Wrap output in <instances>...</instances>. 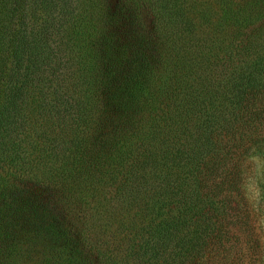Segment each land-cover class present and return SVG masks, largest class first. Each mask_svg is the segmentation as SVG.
<instances>
[{
    "label": "trees",
    "instance_id": "trees-1",
    "mask_svg": "<svg viewBox=\"0 0 264 264\" xmlns=\"http://www.w3.org/2000/svg\"><path fill=\"white\" fill-rule=\"evenodd\" d=\"M253 157L264 0H0V264H239Z\"/></svg>",
    "mask_w": 264,
    "mask_h": 264
},
{
    "label": "rangeland",
    "instance_id": "rangeland-1",
    "mask_svg": "<svg viewBox=\"0 0 264 264\" xmlns=\"http://www.w3.org/2000/svg\"><path fill=\"white\" fill-rule=\"evenodd\" d=\"M243 168L245 169L244 173V185L245 189L247 191V194L250 196L252 200H254L257 203H260V211L258 210L256 212V221L254 223L255 232L257 234V242L253 246L254 249L249 250L248 248L250 245H244L242 244L241 247L244 248V256L241 257L239 260V264H264V196L259 195L258 192L254 189V175L255 170H257L259 163H264V161L261 158L253 157L250 159H246L244 162ZM262 183L264 184V174L261 177ZM257 199V200H256ZM39 246L43 248L50 249V245L52 248H54L53 243L48 238H42L38 242ZM240 245V244H239ZM237 245L236 247H238ZM36 248V249H35ZM31 254H36L37 247L34 246ZM66 254L68 250H65V248H61ZM240 254V253H239ZM33 256V255H32Z\"/></svg>",
    "mask_w": 264,
    "mask_h": 264
}]
</instances>
